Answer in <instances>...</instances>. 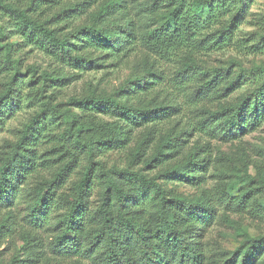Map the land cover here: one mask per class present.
Listing matches in <instances>:
<instances>
[{"label": "rangeland", "instance_id": "obj_1", "mask_svg": "<svg viewBox=\"0 0 264 264\" xmlns=\"http://www.w3.org/2000/svg\"><path fill=\"white\" fill-rule=\"evenodd\" d=\"M60 1L63 4L56 9L69 11L71 16L72 23L63 32L71 33V43L86 41V36L77 39L75 32L92 27L100 32L98 37L105 46L75 50V54L84 57L83 67L89 62L83 69L71 62H58L17 34L14 26L6 24L7 37L0 40V63L5 65V43H11L10 54L22 63L21 71L26 73L27 79L9 84L12 70L6 67L0 70V94L11 89L9 106H0V166L25 125L39 114L49 94L60 110L70 108L75 112L81 109L71 103L72 97L115 94L122 102L148 112L152 121L127 127L118 118L92 110L106 128L117 127L118 132L127 128L125 143L103 148L95 157L96 162L100 161L106 170L128 167L158 177L173 194L202 208L196 211L201 218L196 217L195 223L183 231L185 241L197 251V262L194 255L185 253L167 256L166 264H264V242L257 244L264 238V115L259 126L237 139L227 140L221 131L201 130L198 126L204 115L252 96L262 84L264 0H217L214 14L198 26L195 50L179 47L167 54L145 45L142 37L167 20L177 0ZM74 4H79L82 11L70 12ZM50 25L57 27L55 22ZM230 25L234 33L229 44L211 48L209 43ZM130 35L136 43H131ZM32 65L38 74L48 70L64 78L52 86L32 84L28 72ZM214 69L219 71L215 77L219 90L226 96L220 98L214 93L206 99L194 100L203 83L199 82V75L210 79ZM236 80L240 87L228 92L227 87ZM256 97L263 98L251 97L250 111L255 104L262 107L263 101H255ZM65 128L62 119L58 124H49L36 142L40 165L35 172L14 191H0V264H97L92 257L65 251V238H74L67 228L69 208L54 204L47 206L42 214V209L36 208L37 188L44 187L59 170L61 163L56 160L66 149L62 146L65 141L59 137ZM51 133L56 136L54 139ZM169 137L174 149L164 148L165 155L161 156L164 159L148 165L145 160ZM138 146L142 155L133 159L131 154ZM86 161V156L81 157L80 166L71 172L59 192L70 194L73 191L74 183L81 176L80 167ZM182 165L186 166V175L168 173ZM246 191H252L262 206L249 211L239 210L232 204L233 195L239 197ZM97 195L96 189L91 191L92 206L99 202ZM252 245L256 246L253 256L244 260L243 250ZM136 252L135 264H142L139 248Z\"/></svg>", "mask_w": 264, "mask_h": 264}, {"label": "trees", "instance_id": "obj_2", "mask_svg": "<svg viewBox=\"0 0 264 264\" xmlns=\"http://www.w3.org/2000/svg\"><path fill=\"white\" fill-rule=\"evenodd\" d=\"M216 2L217 0H192L190 3L188 0H177V5L170 11L167 20L156 29L143 34V43L165 54L179 47L195 50L198 26L214 14ZM61 4L63 3L59 0H0V40L7 37L6 24L14 26L17 34L57 58L58 62L62 64L71 62L79 68L86 69L89 62L83 67L84 57L75 54V50L105 46V43L98 37L100 33L98 30L84 27L77 30L75 35L77 39L86 36V41L73 45L71 33H63L64 28L72 22L71 16L68 15L69 11L56 9ZM240 4L243 5L244 1ZM71 9L70 12L76 10L73 12L75 14L82 11L79 4H74ZM64 17L66 19H62ZM63 20L66 22L63 23ZM53 22L57 24L56 28L51 27L50 24ZM233 33L231 25L224 27L218 38L209 45L211 48H222L232 40ZM129 38L131 43H136L133 36L130 35ZM5 47L6 61L5 65L0 63V70L2 67L12 70L9 84L15 85L18 81L27 79L26 73L21 71L22 63L19 59L13 58L10 54L12 44L5 43ZM28 72L32 84L52 86L64 78L48 70L38 74L37 68L33 65L28 67ZM211 72L214 76L210 79L204 77L205 75H199L198 80L203 83L197 89L194 100L206 99L214 93L220 98L226 96L220 92L219 82L215 81L219 71L214 69ZM239 84L238 80L232 81L226 90L234 92L240 87ZM124 86L121 89H124ZM10 90L9 87L0 94V106L5 105V108L9 106ZM255 95L263 97L261 100L259 97L255 98V101L257 99L263 101L262 107L259 108L255 104L250 111L249 99ZM51 98L53 95L49 94L48 100L42 103L39 114L25 125L19 140L4 157L0 166V191H14L35 172L40 165L35 151L36 142L43 137V132L49 124H58L62 119L66 128L59 138L65 141L62 146H66V149L56 160L61 164L53 179L45 183L44 187L37 188L36 208L42 209L40 214L47 206L49 208L54 204L69 208L67 228L72 231L74 238H65V251L92 257L97 264H135L137 248L142 264H166L167 256L176 257L185 253L194 255L197 262V251L183 237V231L195 223L196 217L201 218V215L196 213L200 209L197 203L173 194L172 189H167L158 177H150L128 167H113L106 170L100 161L95 160V157L103 152V148H113L125 143L127 128L120 132L117 127L106 128L100 124L98 114H93L92 110L118 118L126 123L127 127L152 121L147 115L149 113L122 102L115 94L102 97H72L71 103L81 109L77 112L70 108L60 110L58 105L52 103ZM263 115L264 76L255 94L248 95L235 105L224 107L216 113L204 115L198 126L200 129L221 131L227 140L237 139L259 126ZM50 136L52 139L56 137L52 136V133ZM171 140V137L167 138L155 154L145 160L148 165L164 159L161 157L165 155L164 148L171 151L174 149ZM141 155L138 146L131 154V158L136 159ZM84 156L87 157V161L80 167L81 176L74 183L73 191L70 194L59 192L71 172L80 166L81 157ZM168 173L184 176L187 174L186 166L171 169ZM262 184L264 185V179ZM95 189L99 202L92 206L90 194ZM251 193L252 191H246L239 197L233 195L232 204L237 205L239 210L251 211L261 207L257 197ZM199 211H202V208ZM263 242L264 238L257 244ZM254 248L256 246L252 245L243 250L244 260L253 256Z\"/></svg>", "mask_w": 264, "mask_h": 264}]
</instances>
